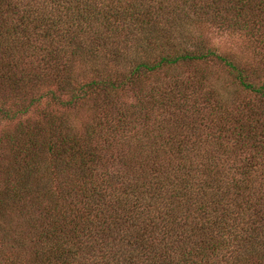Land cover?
Returning <instances> with one entry per match:
<instances>
[{"label": "trees", "instance_id": "trees-1", "mask_svg": "<svg viewBox=\"0 0 264 264\" xmlns=\"http://www.w3.org/2000/svg\"><path fill=\"white\" fill-rule=\"evenodd\" d=\"M0 264H264V0H0Z\"/></svg>", "mask_w": 264, "mask_h": 264}, {"label": "rangeland", "instance_id": "rangeland-1", "mask_svg": "<svg viewBox=\"0 0 264 264\" xmlns=\"http://www.w3.org/2000/svg\"><path fill=\"white\" fill-rule=\"evenodd\" d=\"M221 33L222 32H216L214 34V40H215L216 44L222 45L220 43H222V42H224L226 40H229V39L231 40L230 41V45L234 44V39L233 40L231 39L232 37H230V38H229V36L228 37L227 36L223 37Z\"/></svg>", "mask_w": 264, "mask_h": 264}]
</instances>
